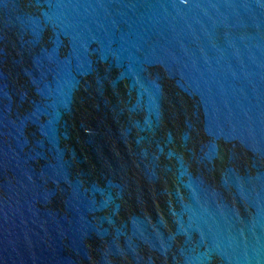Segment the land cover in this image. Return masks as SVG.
<instances>
[{
  "label": "water",
  "instance_id": "95a60500",
  "mask_svg": "<svg viewBox=\"0 0 264 264\" xmlns=\"http://www.w3.org/2000/svg\"><path fill=\"white\" fill-rule=\"evenodd\" d=\"M0 264H264V0H0Z\"/></svg>",
  "mask_w": 264,
  "mask_h": 264
}]
</instances>
